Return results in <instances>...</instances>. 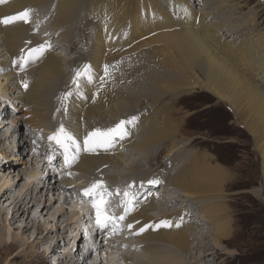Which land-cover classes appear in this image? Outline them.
Returning a JSON list of instances; mask_svg holds the SVG:
<instances>
[{
  "label": "rangeland",
  "instance_id": "1",
  "mask_svg": "<svg viewBox=\"0 0 264 264\" xmlns=\"http://www.w3.org/2000/svg\"><path fill=\"white\" fill-rule=\"evenodd\" d=\"M186 1H188L187 4H190L191 11L195 13L197 12L199 16L202 12L204 13V16L201 19L203 23L206 24V22H208L209 25H212L213 23H220L219 25H224L222 27L223 29L220 30L221 32H218L224 42H231V40H234L231 45L241 48L249 54L251 53L247 57V61L240 59L238 56H235L236 58H228L230 63L233 64V68L242 69L238 70L241 74L243 73L245 79L250 85L253 84L255 87H258V89L261 87L264 92V65L258 62L261 54H257L259 51L262 52L264 44L261 43L262 46H255L251 44V42L255 41L254 39L261 35H263L264 39V0H204L209 3L207 7L203 6V0ZM60 2L61 0H42L40 2L34 0L32 3L28 4V9L27 7L25 8V10L27 9L31 12L27 25L30 29H33L31 31L32 42H27L29 45L28 48H36L39 45L48 42L51 47L43 55L44 58H40V61L52 56L56 57L57 61L59 59L58 65L61 72L59 84L52 85L50 90L48 89L47 91L42 92V98L40 97L41 100H46L45 102H47V105L53 104L51 106L53 107L51 110L53 113L48 112V110L45 113V115L47 113L49 115L51 114L52 121L49 120L46 124L39 123L37 126H25L24 122L21 124L19 121L17 124L14 116H17L20 112H22V104L15 102V99H13L11 94L8 92L7 85L0 80L3 87L0 94L4 97V99H0V151H4V153L6 152L9 155V164H11L9 170L0 168V183L9 182L13 185L17 184V186H15V193H18L24 187H28L32 181H34L32 183L35 184H44V187H46V185L52 186L54 189L53 191L46 190L45 193H40L39 198L37 199L39 200V203L35 211L37 212L41 206L39 204H43L45 201L46 204L53 203L54 205L51 207V210L45 217L41 216L39 221L47 224L49 222L51 227L54 228V225L56 224L55 220L58 216L55 212L57 210H65L66 214L64 213L61 217H59L56 225L61 227V230L66 228L67 232L61 233V230L59 232H54L51 235L52 237L50 236L47 239V245L45 243V246L43 247L41 246L39 248L36 247V249H31L29 244L35 237L34 229L30 228L27 231L22 232L23 234L21 236H17L21 233L22 228L28 224V221L25 223L23 218H20L17 221H12L10 219L12 213V208L10 207L12 198L9 197L8 199L2 200L0 201V210L2 211H0V241L7 243L10 237L14 238L18 243V245H16L20 247L18 250L20 251L21 258H13L15 254H17L16 250L12 252L8 258H3L0 261V264H29L30 261H28V259L30 258H28L27 255L31 252H33L32 260L36 264H38L41 259H46L50 264H56V262L64 255H70L73 259H81L85 255L88 246L94 242L95 244L101 246L100 254L99 256L96 255V260L97 262L102 261L104 264H123V259L128 258L129 264H137L136 262L138 259L143 260L145 263L153 262L154 264H168L172 261H174L173 263L177 262L176 264H178L179 260H182V263L184 264H193L194 261L200 263V260L203 258L204 259L201 261V264H264V110L262 108L259 110L251 108L250 111V109L248 110V105L246 103H237L233 101L237 111H240L242 114L238 117L235 115L230 106L221 102L213 94L200 89H185L189 88V79L184 73H180L179 77L185 76L187 78H180L181 81L184 80L187 82V86L182 84L181 88L185 89V91L178 95H174V90H171L169 93L164 95L155 92V94L159 95L154 98H159L160 96L158 101L155 103H152L151 99L148 97H139V94L141 93L128 95L130 99L140 101V104L138 103L139 109L137 113L146 117L149 121H153L150 123H157L156 125L158 128L163 126L164 121L167 122L169 120L173 121L172 123L174 124L176 123L175 127L177 126V129L175 134L173 136H169L170 138L168 137V142H163L164 144L162 143L163 145L161 144V146L156 149L155 154L152 152L151 155L148 154L149 156L146 154V157L145 153L144 155L143 153L141 155V152L138 150H133L127 147L124 149V145L121 146L120 140H117L115 144L120 145V150H122L121 153L124 155L123 158L125 159L124 162L126 159H129L127 160V163L130 164L135 163L134 161L138 160V166L141 164L140 161L142 162L141 165L144 171H139V173L141 174L146 171L148 175H151L148 179L145 178L147 181L152 179L160 181L157 186L159 187L158 195L160 194L162 199L156 198L154 203L156 207L158 206V208L159 205L163 206L160 207V212L167 209L165 210L167 214H171L172 216L175 215L174 217L171 216V223L183 221L182 223L188 226H194L192 223L190 224V222H188L190 225L185 223V220L181 221V219L184 218L188 219L187 216L182 217V215H185L184 212L187 208L189 209L192 206L195 210L194 212H199L200 215H202L201 211L203 209L201 208H203L204 204L207 205V207L208 205L211 207L216 206V203L225 204L226 214L228 216L226 219L227 221L229 220L231 227V233L228 239L221 243V245H216L212 237L214 235L216 225L213 223H202L199 225L198 229L201 236L200 241H196L193 238L192 242L188 243L190 244V247L187 251L171 249L173 252L175 251L177 253H168L169 255H164L162 253L161 256L163 258H159L161 257L160 255H155V259L157 260H154L151 259L154 255L143 251L145 250L142 248L144 247V244L136 239V237L130 236L131 229H129L127 225L131 223H128V221H124L123 224H121V228L119 230L120 233L116 234L118 238L120 236L121 239L115 237V240H117V245L115 246L112 242H109L110 239L107 235L103 238L100 235H96L94 236V241V238L91 239L88 236V234H90V236H93V234L88 232L89 230L87 224L78 225L75 223L78 222V220L80 221V219H83V216H86V214L89 219L90 214L92 216L94 211L89 205L90 203H81L72 200V194L73 192H80V194H83L84 187L82 185H92L95 183L96 181H93L95 176L96 178L94 179L103 180V184H113L114 182L112 183L109 181L108 177L110 175L117 176L118 179L115 181V186L113 188L108 187L107 189H115L119 191L120 189H125L122 194L119 192L121 194H119L121 196V200L125 199L123 193L128 191V187L130 186L128 184L141 182L143 181V178L139 175L142 180H135L136 175L138 174H135L134 172L130 173L129 169H131V167L128 168L126 165L125 168L123 167L124 169L117 168L118 171L115 170L116 168H109L110 165H106L105 167L99 166L96 169V171H98L94 172L93 175L86 176L84 174H79V172H76L74 169L77 167L76 164H79L81 159L84 158V153H81L80 156L77 157V161L75 160V162L67 165L66 161H63L65 156L63 157L57 154L55 158L57 159L55 161V165L59 166L61 173L57 176H54V174L51 173L49 176L46 174L52 166L46 168L41 154H51L52 152L49 149L53 148V152L59 153L61 151V155H65V150L62 151L63 148L55 145L53 143L54 141H49L48 137L53 135L60 128L59 123H61V121L59 120L62 118V114L68 118V110L71 109L68 104L69 98L73 93L72 90H81L83 88V91L92 90L93 93L96 92L98 94H100V92L108 93L110 91L111 95L114 96L115 91H108V86L110 82L112 85L118 79L116 76L119 73L118 71L120 70V67L116 65L118 63L125 64L124 62H128L129 65H133V60H135L136 63H143L147 66V69H150V71H157L159 67L162 68V75H157L160 79H157L156 76L157 80L154 83L157 85V87H155L158 88L159 91H161L162 88L168 87H165L162 82L165 81L164 84L170 82L169 78H173V75L176 73L172 70V68L169 70L168 68L165 69L160 65L162 63L161 59L163 58L161 57L162 53L160 51V46L147 42L149 41L148 39L155 38L160 33L168 31V24H171L164 22L162 24L155 23V19H159L158 22H161V18L165 16V14L158 11L161 8L159 0H84L78 7L77 16L71 21L73 24L70 22L64 26L65 28L54 26L58 23L57 17L60 13ZM222 2L226 3L227 6ZM139 3H143V5H140ZM121 5L122 7L125 5L124 22H127L129 18H132L133 15L137 13L138 22L136 27H138L137 31L134 32L135 34L131 37L132 53L131 51L121 52L118 49L119 54L104 53L105 55L101 54L102 56H97L94 52L96 48L95 44L97 36L98 34H102V26L109 18L110 14L116 10L115 8H118ZM144 8L147 10L145 11ZM138 13L139 15L141 14L140 16L142 17H140ZM208 13L210 14L208 15ZM16 14L19 13L10 12L8 16ZM124 22L123 24H125ZM14 24L15 22L8 24L7 30H13ZM171 25L173 26V24ZM130 32L131 31L126 28L124 35L122 36L123 41L127 39ZM230 33H232V36ZM219 40H221L220 37ZM33 42L34 44H32ZM2 46L3 45L1 43V47ZM100 48L103 49L104 45ZM22 50L20 51L19 57L22 55ZM219 54L223 55L221 53ZM172 57L170 58V62L174 61ZM111 63L115 65L113 66ZM236 64H239V66ZM106 65L108 66L107 73L109 75L106 74L105 71ZM34 66L35 63L34 65L29 63L24 71H21L20 69L17 70L19 74L23 75L26 74V72L28 73L29 70L34 69ZM97 67L100 69H97ZM78 71L81 73V78L84 79L85 84L88 85L87 87L80 85L81 78L78 79V86L73 85L72 81L76 77V73ZM158 71L160 72L161 70ZM166 73L167 75H165ZM89 76L91 77V80L88 79ZM112 76L114 78H112ZM158 81L160 84H158ZM30 82L31 79L26 80L27 84ZM22 84H24V81H22ZM105 89H107V91ZM23 90L24 86L22 88V92ZM89 105L90 103L87 104V106ZM121 119L122 118H120V120ZM106 127H109V125H106ZM18 129L24 130L23 137L18 138L10 135L16 133ZM171 137H174L173 142L171 141ZM172 143L175 146V151L171 153L176 154L173 158H171L169 153H167ZM45 147H48V151L46 149L47 152L45 151ZM34 149L35 152L33 151ZM140 158L143 159L141 160ZM149 159H151V163L148 162ZM195 159H197L196 167L198 168L203 166V163H208L210 165L209 167H215L217 170L222 171L223 175H225V181L222 183L225 192L221 195H201V199H189L187 197H183L180 191L173 190L171 191V195H173V197L176 196V203L172 205H161V201L163 199L167 200L166 203L170 202V194L167 192L172 190L170 180L174 176L173 173L172 178L169 179L162 175L164 169H172L173 164L177 162L178 164L180 163L181 169L194 170L189 169V165ZM134 167H136V165ZM105 171L107 172L106 175H104ZM103 175L105 177H103ZM30 177L32 178V181H29ZM159 178H161V180ZM62 184L69 188L72 187L69 194L65 193L62 189L57 190ZM161 184L163 190L161 189ZM168 186L169 190H165L164 188ZM132 189L133 187L131 190ZM131 190L130 194L132 195L134 193H132ZM135 193L138 195V192ZM143 193L144 192L141 194ZM114 194L116 195V193ZM141 200H144L143 195L139 199V203H135L137 207L144 205ZM183 204H185L186 207H184ZM87 209L90 210H88L85 214ZM180 210L182 211V214H179L181 218L177 216V212L179 213ZM71 214L73 216H71ZM150 214L156 218L161 217L158 211ZM191 218L193 217L191 216ZM70 223L71 225L69 226ZM79 227L81 229H79ZM91 230L92 229H90V231ZM106 231L109 232V229ZM111 233L112 231L108 233L110 234V237L112 236ZM7 234H9V238L6 236ZM193 234L194 233H192V235ZM57 241H62L63 244H60L56 251L51 250ZM198 242H202L205 247L199 249L197 245ZM121 244L122 246L128 245L131 247H134L135 245L139 248V250L137 248L133 250L123 248ZM77 247L79 248L80 253L76 256L74 251ZM165 247L172 248L168 245H165ZM49 251L52 252L49 253ZM36 256L39 258H36ZM149 256L151 257L148 258ZM131 258H135L137 260L130 261ZM73 259L69 258V260ZM150 260L154 261L150 262ZM182 263L179 262V264Z\"/></svg>",
  "mask_w": 264,
  "mask_h": 264
},
{
  "label": "bare ground",
  "instance_id": "2",
  "mask_svg": "<svg viewBox=\"0 0 264 264\" xmlns=\"http://www.w3.org/2000/svg\"><path fill=\"white\" fill-rule=\"evenodd\" d=\"M33 1L34 0H4L3 3H0V19L8 16L10 12L21 13L22 11L25 10L28 4L32 3ZM36 1L40 2L42 0H36ZM44 1H47V0H44ZM83 1L84 0H61L59 4L60 13H59V16L57 17L58 23L55 24L54 26L64 27L65 25L70 23L77 16L78 7L80 4H82ZM187 3L188 1L186 0H159L160 7L162 9L160 8V10L158 11L165 14V16L161 18L162 19L161 22H158L159 19L157 20L155 19V23H159V24H162L163 22L171 23L173 24V26L171 24H168V28H167L168 31L164 33L162 32L159 35H157L155 38L148 39L149 41H147L154 45L157 44V46H160V51L162 53L161 57H163L161 59L162 63L160 65L163 66L165 69L168 68L170 70V68H172V70H174V72L176 73L173 75V78L171 77L169 78L170 82H167L164 84L165 81H163L164 79L162 80L163 85L165 87L168 86L167 88H162L161 91H159V89L156 88L157 85L154 84L158 78L160 79V77L158 76L162 75L161 67H159L158 69V70H161L160 72L158 70L150 71V69H147V66H145L143 63L142 64L138 62L136 63L135 60H133V65H129L128 62L123 61L126 65L122 63H118L116 65L120 67V70L118 71L119 73L116 76V78L118 79L112 85L110 82L108 86V91L109 90L115 91L114 96L111 95L110 91L108 93H101L99 91L100 94H98L96 92L93 93L92 90L83 91V88L81 90L73 89L72 96H70L69 98L68 105L71 109L68 110L69 112V114L67 115L68 118H66V116L62 114V118L64 119L60 118L59 120L61 121V123H59L60 127L61 126H63L64 128L66 127V130L68 129V132L73 134L76 140V144L80 146V150H77L75 145L69 143L70 150H69L68 155L71 156L75 154L77 155V157H79L81 153H84V156H83L84 158L81 159L80 163L78 162L79 164H76L77 167L75 166L76 168L74 170L76 172H79V174H84L88 176V175H93L94 172H97L98 170L96 171V169L99 166L105 167L106 165L107 166L110 165L109 168H116L115 170L118 171L117 168L122 169L123 167L125 168V165H126L128 168L131 167V169H129L130 173L134 172L135 174H138L136 175L135 180L141 181L142 180L141 177L143 178V181L141 182H138V183L133 182L131 184L130 190L132 187L136 185L139 189L138 195H140V193L144 192L147 188H150L148 186H151L152 190H150L144 198V205L142 206L140 205L141 207H137L135 205V210L130 212V214L126 217L124 221L126 222L128 221V223H131L134 225V227L130 230V234H131L130 236L136 237V239H138L142 244H144L143 245L144 247L142 248L145 250L143 251L147 252L148 254L154 255V257L151 258L154 260H157L155 259L156 258L155 255L161 256L162 253L164 255L168 253H177L175 251L173 252L171 249L187 251L190 247V244L188 243H191L193 238L196 241H200L201 236H200V231L198 232V229H199V225L202 223L203 224L213 223L216 225L214 235L212 236L213 241L216 245H221V243L225 242L231 233L230 232L231 227H230L229 220L227 221L226 219L228 218V216L226 214L225 204L223 205L222 203L220 204L216 203V206H212V207L209 205L207 207V205L204 204L203 208L200 207L201 209H203L201 211L202 215H200L199 212L197 213L194 212L195 210L192 208V206L189 209L187 208L184 212L185 215H182V217L187 216L188 219L184 218V219H181V221L185 220V223L189 224L188 222H190V224L192 223V225L194 226H188L182 223L183 221L182 222L179 221V222H173L171 227H160V228H155L154 230V226L156 224H159L160 221L162 220L171 221L172 215L167 214V212L165 211L167 209L165 210L163 209L164 211L160 212L159 209H161L160 207H163V206L159 205V208L158 206L156 207L154 203L155 199L156 198L162 199L160 197L161 195L160 194L158 195V192L155 191V189L158 190L159 187L157 186V184L155 185L148 184V181L145 178L148 179L151 175H148L146 171L141 174L139 173V171L140 172L144 171L141 165L142 162L139 160L141 163L140 166H138L139 164H137L138 160L134 161L135 163H130V164L127 163V160L129 159H126V161L124 162L125 160L123 158L124 155L121 153L122 150H120L119 144H115L114 147L108 150L98 149L97 152L95 153H89L87 151H83L82 150L83 140H84L85 135L88 132L96 128L106 129V128L114 127L121 120H128L132 116H137L139 117V119L135 123V126H129L128 128L130 135L127 136L124 140H120L121 146L124 145L123 147L124 149L127 147L133 150H138L139 152H141L140 153L141 155L142 153L143 155L145 153V157H146V154L151 155L152 152L153 154H155L156 149L159 148L163 142L165 141L168 142L169 136H173L175 134L177 126L175 127L176 123L175 124L172 123L173 121H169V120L167 121L165 119L167 122L164 121V124L162 126L163 128L162 127L158 128V126L156 125L157 123L156 124L150 123L152 120L149 121V119L137 113L139 109L138 103L140 101L138 100L136 101L135 99L132 100L130 99L128 95H136L139 93H141L139 94V97H142V98L148 97L151 99L152 103H155L160 98V96L159 98H154L155 96L159 95V94L158 95L155 94V92H158L164 95L166 93H169L171 90H174V95H178L180 93H183L185 89H189V90L200 89L207 93L213 94L221 102L226 103L228 106L231 107L235 115L238 117L239 115H242V114L240 111H237L236 106L233 103V101L237 103H246L248 105V110L250 109V111H251V108L254 110L255 109L259 110L260 108H262L264 110V92L261 89V87L259 86L260 89H258V87H255L253 84L250 85L245 79V76L243 75V73L241 74L239 72V70H242V69L238 68L239 69L238 70L237 68H233L232 66L233 64L230 63V60H229L230 57L233 58L235 56H238L240 59L247 61L248 60L247 57L251 53L249 54L245 52L244 50H242L241 48H237L236 46L234 47L233 45H231V43L234 40H231V42L230 41L224 42V40L221 38V35L218 34V32L221 29H223L222 27L224 25H219L220 23H213L212 25H209L208 22H206V24L203 23L201 19L204 16L203 15L204 13L202 12V14H200L199 16L197 12L195 13L191 11V6L190 4H187ZM203 3H204L203 5L204 7H207L209 5V3L204 0H203ZM139 4L143 5V3H139ZM224 4L226 5V3ZM124 7H122L121 5L118 8H115L116 10L113 13H111L109 18L104 22L102 26V34H98L97 39H96V44H95L96 48L94 52L97 56H100L101 54H104V53L117 54L118 49L121 52L123 51L129 52L132 50V47H131L132 38L131 37L133 34H135L134 32L137 31V27H138V26L136 27V24L138 22L137 13H135L132 18H129L127 22H124L125 21V8ZM141 7H145V6H141ZM144 9L145 11L147 10L146 8ZM209 14L210 13H208V15ZM17 22H15V24L13 25V30H7V25L0 24V73H1L0 80L3 81L7 85L8 92L11 94L12 98L15 99V102L22 104V107H23L22 112H20L19 115L14 116L16 118L15 119L16 123L18 121L21 124L24 122L25 126H28V125L37 126L39 123L46 124L49 120H51V114L49 115L47 113L46 114L47 116H46L45 113L47 112V110L48 112L53 113L51 112L53 108L51 106L53 104L47 105V102H45L46 100L43 101L40 99V97L42 98L41 96L42 92H45L48 89L50 90L52 85L59 84V80L61 78V72L59 70L60 67L58 65L59 59L57 61V58L52 56L53 58L52 57L47 58V59L45 58L44 60H41V61L40 59L36 60L35 62L30 63L32 65H34L35 63L34 69L29 70L28 73L26 72V74H23V75L19 74L17 70V69H20L19 65L18 64L14 65L12 61L19 57L20 51L23 48L24 49H23L22 54L24 55H26L28 50L31 49V48H28L29 45L27 42H32L31 31L33 29H30L27 23L23 21H19L18 23ZM123 22L125 24H123ZM71 23L73 24V22ZM126 28H128L131 32L127 36V39L123 41L122 36L124 35ZM231 34L232 33H230V35ZM219 37L223 41L219 40ZM254 40H255L254 42H251L252 45L262 46L261 43L264 44L263 35L259 36L258 38ZM1 43L3 45L2 47H1ZM32 44H34V42ZM146 44H149V43H146ZM103 45H104V48L101 49L100 47ZM219 53L223 55H220ZM257 54H261V57L258 60V62L264 65V46L262 47V52L259 51ZM171 57L174 60L173 62H170ZM236 65L239 66V64H236ZM97 69H100V68L97 67ZM180 73H184L186 77L189 79V86H188L189 88H185V89L181 88L182 84H185V86H187V82H185L184 80L181 81L180 78L182 79H187V78L185 76L179 77ZM98 74H99V71H98ZM165 75H167V73ZM156 76H157V79H156ZM112 78L114 77L112 76ZM27 79H31V82L28 84L27 89L24 88L22 92V88H23L22 81H24L25 83ZM158 84H160L159 81H158ZM80 85L85 86V87L88 86L85 84V81L82 78L80 80ZM100 88H101V84H100ZM1 90H3V87H2V84L0 83V92ZM105 90L107 91V89ZM0 99H4V97L1 94H0ZM88 103H90L89 106H87ZM127 115H130V116H127ZM120 118L122 119L120 120ZM106 125L107 126L109 125V127H106ZM23 132L24 130L18 129L16 133L10 134V135L21 138L24 135ZM173 140H174V137H171L172 142ZM53 143L57 145L55 141ZM46 149L48 151V147H45V151ZM174 149H175V146L172 143L169 151L167 152L169 153L171 158H173L176 155L174 153H171L175 151ZM49 150L51 152L54 151L53 148H50ZM62 156H65V155H62ZM148 156H147V160H148ZM148 162L151 163V159H149ZM55 164L56 163L54 161L53 164L49 165V167L52 165L55 166ZM135 165L136 167H134ZM196 165H197V159H195L189 165V169H194V170H184L183 168L181 169L180 163L178 164L177 162L173 164L172 169L170 170L164 169V171L162 172V175H164L165 177L169 179L172 178L173 173H174V176L170 180L172 190L168 189L169 186L164 188L165 190H169L167 193L170 194V196L168 195L171 198V199L169 198L170 202L166 203L167 200L163 199L161 201V205H164V204L172 205L176 203L177 201L176 196L173 197V195H171V191L173 190L180 191L183 197H187L189 199H199V198L201 199L202 198L200 197L201 195H206V196L212 195V194L221 195L225 192L223 185H222V183L225 181V175H223L221 170H217L215 167H209L210 165L208 163H205V164L203 163V166L199 168L196 167ZM10 167H11V164H9V155L6 152L4 153V151H0V168H5L6 170H9ZM53 170L56 171L57 168L55 169L49 168V171L46 174L48 176L53 174L52 173ZM104 173H105L104 175H106L107 172L105 171ZM104 175L103 177H105ZM152 176H153V173H152ZM31 177L29 178V181H32ZM94 178H96V176ZM94 178H93V181L103 182V180L101 179H94ZM117 179H118L117 176L110 175L108 177V180L114 183L113 184H110V183L103 184L104 188L106 187V190H112V189H107V188L108 187L113 188L115 186V181ZM159 179L161 180V178ZM32 182L29 184L28 187H24L18 193H15V186H17V184L13 185V184H10L9 182L0 183V201L8 199L9 197L12 198L11 204H10V207L12 208L10 219L12 221H17L20 218H23L25 223L28 221V224L22 228L21 233L18 234L17 236L19 235L21 236L23 234L22 232H25L28 229L33 228L35 237L30 242L29 246L31 249H36V247L39 248L41 246L42 247L45 246V243L47 245V239L52 235V233L59 232L61 230V227L56 225L58 223L57 220L59 219V217H61V215H63L64 213L66 214V212L65 210L64 211L57 210L55 212L57 213L58 216L56 220L54 219L56 221V224H55L56 226L54 225V228L51 227L49 222L47 224V223H43L39 221L41 216L45 217L47 215V213L51 210V207H53L54 204L53 203L46 204L45 203L46 201H45L43 204L42 203L39 204L41 205L40 209H38L36 212L35 210L37 209V206L39 203L38 202L39 200L37 199L39 198V195L41 192L45 193L46 190L53 191L54 189L50 185H46V187H44V184H35ZM82 186L85 189V188L90 187L91 185L89 184V185H82ZM61 189L65 193L69 194L72 190V187L69 188L66 185L62 184L57 190H61ZM80 189H83V188H80ZM161 189L163 190L162 184H161ZM120 195H117L116 193V195L114 196L119 197ZM138 195L137 193H134L131 196L134 197L135 200H138L139 199ZM71 199L75 200L76 202L90 203L89 199L87 197H84L83 194H80V192H73ZM183 205L184 207H186L185 204ZM156 211L159 212V215L161 216L160 218H156L150 214ZM179 214H182L181 210L179 213L177 212V216L181 218ZM71 216L73 215L71 214ZM191 216L193 218H191ZM91 217L92 216L90 214L89 219H88V216L86 214V216H83V219H80V221L78 220V222H75V223L78 225H85L88 222L90 224ZM136 221H139V224H137ZM176 223H180V227H175ZM145 224L152 225L153 227H150L142 234L135 235L134 233L138 231V229L144 226ZM70 225L71 223L69 224V226ZM95 227L96 226L93 225V231L94 232L96 231L95 236L100 235L103 238L105 235H107L109 236V239H110L109 242H112L114 246L117 245V242H116L117 240H115L116 239L115 237L118 238L116 234L120 233V231L116 232L115 234L111 233L112 236L110 238V234L108 233L111 231V226L108 228L109 232L106 231L107 229L98 230ZM120 228H121V225H120ZM79 229L81 228L79 227ZM97 231H98V234H97ZM66 232H67L66 228L61 230V233H66ZM192 233L194 234L192 235ZM6 236H8L9 238V234H7ZM88 236L91 239L93 238V236H90V234H88ZM118 239H121V237L119 236ZM94 241H95V237H94ZM16 244L18 245L16 240L12 237H10L7 243L0 241V261L5 257L8 258L12 254V252L16 250H17L16 251L17 254H15L13 258L14 259L21 258L20 251L18 250V248L20 249V247H18ZM60 244H63V242L57 241V243L53 246L51 250L56 251L58 247L60 246ZM165 245L171 246L172 248H166ZM197 245L199 249H202L203 247H205L203 246L202 242L200 243L198 242ZM122 247L129 248L130 250L137 248L139 250V248L136 247L135 245L134 247H131L128 245L126 246L124 245ZM100 248L101 246L95 244L94 242L92 245L88 247L85 255L81 259L79 258L73 259L70 255H67V256L64 255L63 256L64 258L60 257L61 259L58 260L56 264H104L102 261L97 262L96 260V255L99 256L100 254ZM51 252L49 251V253ZM79 253H80L79 248L77 247L74 251V254L77 256L79 255ZM29 255H27L28 258H30L28 259V261H30L29 264H36L32 260L33 252L29 253ZM38 256H36V258H39ZM68 256L69 258L73 260H69ZM150 257L151 256H149L148 258ZM159 258H163V257L161 256ZM203 259L200 260V263L197 261H194L193 264H201V261H203ZM128 260L129 258L123 259L124 261L123 264H129ZM134 260H137V259L135 258L130 259V261H134ZM154 260H150V262ZM173 262L174 261L169 262L168 264L177 263V262L176 263H173ZM179 262L182 263L183 261L179 260L178 264ZM47 263L48 261L46 259H41L40 262H38V264H47ZM136 263L137 264H154L153 262L145 263L143 260H139V259Z\"/></svg>",
  "mask_w": 264,
  "mask_h": 264
},
{
  "label": "snow or ice",
  "instance_id": "3",
  "mask_svg": "<svg viewBox=\"0 0 264 264\" xmlns=\"http://www.w3.org/2000/svg\"><path fill=\"white\" fill-rule=\"evenodd\" d=\"M4 0H0V3H3ZM30 19V10H24L23 12L8 16L0 19V24L8 25L17 21H23L28 23ZM51 47L50 43L45 42L44 44L39 45L36 48H31L28 50L27 54H22L17 59H14L12 63L14 65H19L20 70L24 71L29 63L35 62L43 57L45 52ZM23 53V50H22ZM107 65L105 66V71L107 74ZM81 78V73L78 71L76 73V77L73 79V85L78 86V79ZM91 80V77H88ZM24 88L27 89L28 84L25 82L23 84ZM70 95V93H69ZM139 117L132 116L128 120H121L114 127L100 129L96 128L90 132H88L83 140V151H87L89 153H95L98 149L108 150L114 147L117 140H124L127 136L130 135L128 130L129 126H135V123L138 121ZM49 141H55L57 145L62 147L65 150V161L68 164L75 162L77 156L68 155L69 143L76 146L77 150H80V146L76 144V140L70 132H68L63 126H61L53 135L48 137ZM35 143V141H34ZM35 152V149L33 150ZM160 181L157 179H152L148 181V184L155 185L159 184ZM143 186V184H142ZM131 187V186H130ZM119 190H117V195H119ZM112 194L107 192L106 188H104L103 183L101 181H97L93 183L90 187L85 188L83 190V196L89 199L92 210L95 213V224L98 230H105L111 226L112 234H115L120 230L121 222H123L126 217L130 214V212L135 210V203L138 202L128 191L123 193L125 197L124 200L121 201L118 207L123 208V213L120 216H115L114 212L110 208L111 201L107 198ZM135 201V202H134ZM139 224V221H136ZM172 223L168 220H162L159 224L154 226L155 228L160 227H171ZM127 227L132 229L134 227L133 224H128ZM152 225L145 224L140 227L138 231L134 234L139 235L145 232ZM175 227H180V223H176Z\"/></svg>",
  "mask_w": 264,
  "mask_h": 264
}]
</instances>
